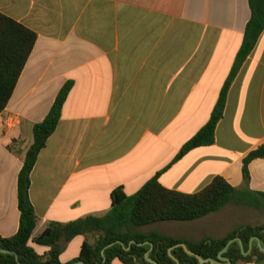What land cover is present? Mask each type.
<instances>
[{
	"label": "crops",
	"instance_id": "0c3cea01",
	"mask_svg": "<svg viewBox=\"0 0 264 264\" xmlns=\"http://www.w3.org/2000/svg\"><path fill=\"white\" fill-rule=\"evenodd\" d=\"M0 13L37 34L0 115L4 238L19 229L18 176L33 127L65 83L73 87L31 175L33 238L50 222L105 215L116 188L132 196L172 164L210 120L251 17L249 0H0ZM262 146L264 31L230 87L215 143L190 151L159 177L183 194L223 177L238 201H259L260 208L234 201L195 221L152 224L151 232L200 242L264 225L250 222L264 213V159L249 164L248 184L243 177L244 159ZM86 239L75 237L60 261L79 257ZM30 246L41 256L50 250L32 240Z\"/></svg>",
	"mask_w": 264,
	"mask_h": 264
},
{
	"label": "trees",
	"instance_id": "16d2710c",
	"mask_svg": "<svg viewBox=\"0 0 264 264\" xmlns=\"http://www.w3.org/2000/svg\"><path fill=\"white\" fill-rule=\"evenodd\" d=\"M250 20L246 26L242 46L235 59L232 71L225 82L219 99L212 111L208 123L180 150L172 164L181 160L190 151L215 143L216 130L224 117L230 87L241 67L255 48L264 31V0H249ZM37 41V34L24 25L0 13V115L7 107L23 70ZM73 87V82L65 83L58 93L48 115L33 127V144L29 147L23 167L18 176V209L20 225L12 237L0 236V249L18 255L20 264H63L60 256L75 237L85 236L79 257L65 264H150L145 255L150 245H132L130 250L116 244L105 251L108 245L121 241L128 248L135 241L138 244L150 242L153 250L149 256L159 264H175L169 256V249L178 244H185L189 250L204 259L217 260L219 253L233 239L243 241L244 252L250 251L252 238H259L264 246V225L242 226L222 239H204L191 242L163 235L159 232L137 233L136 227L148 226L161 222H190L218 212L227 204L237 201L239 204L260 208L259 201L237 199L238 191L223 177L215 178L212 183L196 194H183L166 189L159 183L162 173L171 165L148 181L136 194L128 196L123 187L116 188L111 195V209L103 216L89 215L68 223L50 222L46 229L33 238L38 217L30 199L31 175L41 152L46 148L49 138L55 133L64 104ZM264 159V146L252 151L243 161V177L248 184L249 164L256 159ZM92 237L93 242L88 239ZM40 246L49 247L45 256L39 255L30 246V241ZM180 264H199L195 257L188 255L183 248L172 251ZM230 264H263L264 253L257 242L243 255L238 242L232 243L223 254ZM0 264H19L14 255L0 253Z\"/></svg>",
	"mask_w": 264,
	"mask_h": 264
},
{
	"label": "water",
	"instance_id": "95a60500",
	"mask_svg": "<svg viewBox=\"0 0 264 264\" xmlns=\"http://www.w3.org/2000/svg\"><path fill=\"white\" fill-rule=\"evenodd\" d=\"M254 241L257 242V246H258V248L260 249V251L264 253V246L262 245L261 240H260L259 238H252V239H251V241H250V251H251V249H252V244H253ZM234 242H238V243H239L243 255H247V254L250 252V251H249L248 253H245V252H244L243 241H242L241 239H238V238H237V239H233V240H231V241L227 244V246H226V247H225V248L219 253V255L217 256V260H214V259H211V258H210V259H204V258H202L201 255L196 254V253H194L193 251L189 250L188 247H187L185 244H178V245H176L175 247H172L171 249H169V256L173 259V261L175 262V264H180V261H179L178 259H176V258L173 256L172 251H173L175 248L181 247V248L184 249V251H185L188 255H190V256H192V257H195V258L198 260L199 264H230V261H229L227 258H225V257L223 256V254L226 252V250L229 248V246H230L232 243H234ZM116 244H120V245H122V246L125 248V250H127V251L130 250V248H131L132 245H139V246L150 245V247H151V248H150V251H149L148 253H146V255H145L146 261H147L148 263H150V264H159L157 261L153 260V259L149 256L150 252L153 250V244H152V243H150V242H146V243H143V244H138V243L135 242V241L131 242V243H130V246H129L128 248H126L125 245H124V243L121 242V241L114 242V243L108 245V246H107L106 248H104V250L102 251V257H103V259H104V262H105V260H106V255H105V251H106V249H108V248H110V247H112V246H114V245H116ZM0 253L14 255V256L16 257L17 262L20 264V262H19V258H18V255H17L16 253L11 252V251H8V250H5V249H0ZM76 264H85V263H84V262H78V263H76ZM187 264H191V263L188 262Z\"/></svg>",
	"mask_w": 264,
	"mask_h": 264
},
{
	"label": "rangeland",
	"instance_id": "374dc122",
	"mask_svg": "<svg viewBox=\"0 0 264 264\" xmlns=\"http://www.w3.org/2000/svg\"><path fill=\"white\" fill-rule=\"evenodd\" d=\"M254 212H256V211H252V213H254ZM254 215L251 216V219H250V222L252 224H263L264 223V213L257 212V214H254ZM245 221H247V220H245ZM135 230L137 233H150L152 231V225L143 226V227H136Z\"/></svg>",
	"mask_w": 264,
	"mask_h": 264
}]
</instances>
